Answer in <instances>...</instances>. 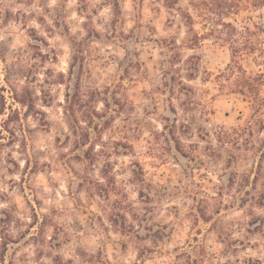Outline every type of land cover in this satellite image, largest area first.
Masks as SVG:
<instances>
[{
  "label": "rangeland",
  "instance_id": "obj_1",
  "mask_svg": "<svg viewBox=\"0 0 264 264\" xmlns=\"http://www.w3.org/2000/svg\"><path fill=\"white\" fill-rule=\"evenodd\" d=\"M0 264H264V0H0Z\"/></svg>",
  "mask_w": 264,
  "mask_h": 264
},
{
  "label": "trees",
  "instance_id": "obj_2",
  "mask_svg": "<svg viewBox=\"0 0 264 264\" xmlns=\"http://www.w3.org/2000/svg\"><path fill=\"white\" fill-rule=\"evenodd\" d=\"M221 25L230 28L231 31L233 32H238V29L232 24V23H226L225 21H222L220 23ZM193 30V29H191ZM232 33V32H231ZM234 34V33H232ZM197 36V40H200V37L198 35ZM172 46H169V48L171 50H174V46H176V42L174 41ZM238 50H236L237 52ZM164 64L167 63V66L165 67V72H164V81H163V88L162 91L163 92H168L170 96H172L176 90L177 85L180 86L181 89L183 90H188V92L192 93V89H187L185 86L186 84L183 82L182 77L178 78L175 74L180 75L181 74V69L180 67H178V64L181 63V55L180 52L175 53V55L171 56L170 59H164L163 60ZM235 63V61H234ZM233 72L236 70H239V74L241 75L240 79L242 80V83L240 84V86H246L249 88V92L252 94H254V96L256 97L257 94H259V84H255V80L251 77L247 75L246 70L241 66V65H236V67H232ZM190 77L194 78L195 77V73L191 72L189 74ZM240 88V87H239ZM242 88V89H241ZM239 90V92H241L242 94H244V89L243 87H241ZM78 92V91H77ZM76 94H79L76 93ZM75 95H71V93H67V100L69 102L68 107L66 108V112L68 114V116L70 117L71 121L74 123V125L76 126L75 129L78 132L79 129L84 128L81 124V117L79 115V107L82 105L81 101H76V99L74 98ZM78 106V107H77ZM174 112L176 113V109H174ZM82 115H84L83 118L87 117L90 120H93L95 116H99L100 112L97 111V109L95 108L94 111L88 110V111H83ZM101 117V116H99ZM168 123L164 125V129H165V134L167 136L168 139L172 138H177L176 137V129H178V119L174 118V119H170L167 118ZM91 121H89L90 123ZM177 141L179 142V140L177 139Z\"/></svg>",
  "mask_w": 264,
  "mask_h": 264
}]
</instances>
